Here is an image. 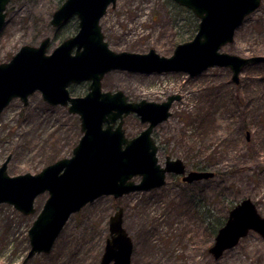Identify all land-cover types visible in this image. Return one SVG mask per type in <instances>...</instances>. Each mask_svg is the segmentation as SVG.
Here are the masks:
<instances>
[{"label": "rangeland", "instance_id": "1", "mask_svg": "<svg viewBox=\"0 0 264 264\" xmlns=\"http://www.w3.org/2000/svg\"><path fill=\"white\" fill-rule=\"evenodd\" d=\"M62 1L10 0L0 33V63L9 61L23 45L37 46L50 37V53L71 36L75 19L58 30L50 25ZM174 6L173 0H115L100 19L109 48L134 53L154 49L161 56L172 55L178 43L195 35L190 14ZM220 51L264 56V0ZM88 85L89 81L70 85V96L85 95ZM101 85L104 91H122L132 102L160 103L179 95L170 116L152 131L158 162L163 165L166 156L179 158L186 171L217 174L191 183L167 174L159 188L119 198L101 196L69 217L48 253H35L26 261L28 229L47 193L37 196L36 211L29 215L1 203L0 264H99L109 216L119 207L133 242L131 264H264V240L255 231L218 259L208 251L220 227L217 221L225 222L241 199L250 198L264 217V63L247 65L238 84L231 81L229 68L210 67L195 77L114 69L103 76ZM200 117L207 119L205 127H200ZM145 126L134 114L124 118L129 138ZM81 135L79 115L69 112L68 105H50L39 91L29 95L26 105L15 98L0 114V165L8 159L10 176L38 173L47 164L70 157Z\"/></svg>", "mask_w": 264, "mask_h": 264}, {"label": "water", "instance_id": "2", "mask_svg": "<svg viewBox=\"0 0 264 264\" xmlns=\"http://www.w3.org/2000/svg\"><path fill=\"white\" fill-rule=\"evenodd\" d=\"M190 9L199 19L195 35L175 46L172 55L161 56L154 49L145 53L115 52L105 41L100 19L115 0H64L52 13L50 24L59 28L72 17L78 20L76 33L46 53L50 37L37 46L23 45L8 62L0 63V114L14 98L24 105L39 91L50 105L67 106L78 114L80 131L71 156L60 158L38 173L10 176L6 159L0 165V204L7 203L24 215L35 213L37 196L47 193L43 205L28 229L30 249L24 261L35 253H48L69 217L104 195L119 198L134 191L163 186L167 174L181 176L183 182L209 179L212 171H186L179 158L158 162L154 127L170 116V107L179 95L163 102L128 101L120 91H104L101 81L111 70L143 74L184 72L195 77L210 67H227L237 84L249 64L264 63V56L242 57L220 51L234 40L244 19L255 12L261 0H173ZM9 0H0V33L5 24ZM89 81L85 95L69 94L71 84ZM136 115L146 123L134 137H127L124 118ZM134 177H140L138 182ZM109 235L99 264H131L133 242L123 227V209L108 219ZM249 231L264 240V217L250 198H243L228 212L209 252L218 259Z\"/></svg>", "mask_w": 264, "mask_h": 264}, {"label": "trees", "instance_id": "3", "mask_svg": "<svg viewBox=\"0 0 264 264\" xmlns=\"http://www.w3.org/2000/svg\"><path fill=\"white\" fill-rule=\"evenodd\" d=\"M175 8H179V9H181L182 11H186L187 13H189L190 14V16H191V18H192V20H193V22L191 23V28L193 27V32L195 33L196 31H197V24H198V19L193 15V13L189 10V9H187V8H185V7H182V6H180V5H178V4H176L175 3V6H174ZM77 28V27H76ZM76 31V30H75ZM200 120H199V125H200V127L202 128V127H205L206 126V124H207V119L205 118V117H200L199 118ZM202 123H203V125H202ZM205 168L204 167H202V168H200V169H198V170H204ZM215 175L217 174V172H215L214 173ZM210 179V178H209ZM223 223H224V221H220V220H218L217 221V225L219 226L220 225V227H221V225H223ZM218 228V227H217ZM217 231H218V229H216V233H217ZM215 233V234H216Z\"/></svg>", "mask_w": 264, "mask_h": 264}, {"label": "flooded vegetation", "instance_id": "4", "mask_svg": "<svg viewBox=\"0 0 264 264\" xmlns=\"http://www.w3.org/2000/svg\"><path fill=\"white\" fill-rule=\"evenodd\" d=\"M61 41H62V40H61ZM61 41H60V42H61ZM60 42H59V43H60ZM52 50H53V49H52ZM18 99H19V98H18ZM176 176H177V175H176ZM180 178H181V176H180ZM181 181H182V180H181ZM182 182H183V181H182ZM185 183H187V182H185Z\"/></svg>", "mask_w": 264, "mask_h": 264}]
</instances>
